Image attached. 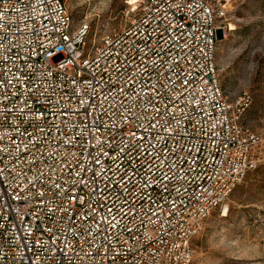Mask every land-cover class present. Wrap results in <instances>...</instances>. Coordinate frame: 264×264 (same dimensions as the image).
Listing matches in <instances>:
<instances>
[{"label":"built area","instance_id":"2783aa9c","mask_svg":"<svg viewBox=\"0 0 264 264\" xmlns=\"http://www.w3.org/2000/svg\"><path fill=\"white\" fill-rule=\"evenodd\" d=\"M66 1L0 0V264H191L257 167L225 0H146L91 48Z\"/></svg>","mask_w":264,"mask_h":264},{"label":"rangeland","instance_id":"374dc122","mask_svg":"<svg viewBox=\"0 0 264 264\" xmlns=\"http://www.w3.org/2000/svg\"><path fill=\"white\" fill-rule=\"evenodd\" d=\"M129 1L66 3L74 28H87V47L91 48L139 15L140 11L134 10ZM225 3L228 11L219 23L216 65L232 105L248 96L242 123L260 139L252 155L257 167L247 173L225 205L215 209L205 221V228L192 242L195 252L191 264H264V0ZM226 207L230 210L228 215L223 212Z\"/></svg>","mask_w":264,"mask_h":264},{"label":"bare ground","instance_id":"6f19581e","mask_svg":"<svg viewBox=\"0 0 264 264\" xmlns=\"http://www.w3.org/2000/svg\"><path fill=\"white\" fill-rule=\"evenodd\" d=\"M139 3H141V0H130L129 4L133 6V9L136 10L138 8ZM226 209V208H225ZM225 214V211H224Z\"/></svg>","mask_w":264,"mask_h":264},{"label":"water","instance_id":"95a60500","mask_svg":"<svg viewBox=\"0 0 264 264\" xmlns=\"http://www.w3.org/2000/svg\"><path fill=\"white\" fill-rule=\"evenodd\" d=\"M220 34H221V32H219V33H218V37H217V38H218V40L220 39Z\"/></svg>","mask_w":264,"mask_h":264},{"label":"trees","instance_id":"16d2710c","mask_svg":"<svg viewBox=\"0 0 264 264\" xmlns=\"http://www.w3.org/2000/svg\"><path fill=\"white\" fill-rule=\"evenodd\" d=\"M230 212V210H228V213ZM228 213H227V215H228Z\"/></svg>","mask_w":264,"mask_h":264}]
</instances>
